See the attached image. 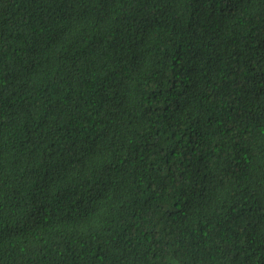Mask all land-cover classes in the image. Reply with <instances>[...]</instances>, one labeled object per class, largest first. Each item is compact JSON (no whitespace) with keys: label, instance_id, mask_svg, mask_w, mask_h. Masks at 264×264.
<instances>
[{"label":"trees","instance_id":"obj_1","mask_svg":"<svg viewBox=\"0 0 264 264\" xmlns=\"http://www.w3.org/2000/svg\"><path fill=\"white\" fill-rule=\"evenodd\" d=\"M0 264H264V0H0Z\"/></svg>","mask_w":264,"mask_h":264}]
</instances>
